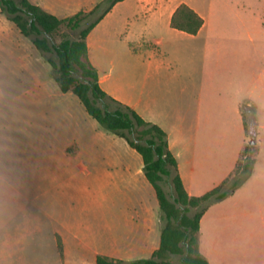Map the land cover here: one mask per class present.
<instances>
[{
    "label": "rangeland",
    "instance_id": "obj_1",
    "mask_svg": "<svg viewBox=\"0 0 264 264\" xmlns=\"http://www.w3.org/2000/svg\"><path fill=\"white\" fill-rule=\"evenodd\" d=\"M29 1L59 18L79 8H98L75 31L62 25L51 35L30 38L21 36L0 12V264H95L98 255L122 261L150 258L162 226L155 215V232L144 245L131 232L148 223L145 208L161 213L142 172L141 156L90 117L77 96L59 90L47 61H57L55 52L31 46L34 38L45 39L50 46L76 39L103 14L106 4L102 0L92 7H76L70 5L72 0ZM194 1L205 16L213 4L207 28L262 31L260 45L257 40L261 52L248 55L242 72L245 85L254 89V72L264 67V0ZM126 5L111 9L91 31V61L111 97L147 120L151 117L141 94L146 55L141 39L131 35L133 22L126 17ZM25 45L31 49L25 50ZM240 108L253 123L246 139L250 170L238 178L234 195L220 204L237 221L228 234L240 236L231 246L209 243L215 219L211 208L200 241L197 238L198 253L212 258L211 264H264V127H260L264 109L258 116L248 100ZM78 164L85 170L78 172ZM162 187L171 199L169 182ZM238 216L246 220L239 224ZM57 232L66 239L68 262L63 260L62 245H57ZM172 262L180 264L179 256Z\"/></svg>",
    "mask_w": 264,
    "mask_h": 264
},
{
    "label": "crops",
    "instance_id": "obj_2",
    "mask_svg": "<svg viewBox=\"0 0 264 264\" xmlns=\"http://www.w3.org/2000/svg\"><path fill=\"white\" fill-rule=\"evenodd\" d=\"M98 1L102 0H72L70 5L92 7ZM119 4H127L126 17L133 22L131 35L141 39L142 52L146 55L141 88L144 109L151 117L146 121L158 125L166 132L168 148L177 161V172L186 193L194 197L202 196L232 174L241 153L249 145L240 108L242 101H250L258 116L264 109V67L260 66L258 73L251 70L256 76L254 89L245 85V76L242 74L247 68L248 55L261 52L258 46L262 31L207 28L213 12L212 2L207 16L194 0H123L113 8ZM181 4L188 6L203 19L201 28L194 35L170 26L173 13ZM91 10L79 8L77 12ZM91 31L86 37V45L88 60L95 68L91 61ZM31 46L34 45L31 43ZM29 49L30 45H25V50ZM138 49L139 46L133 47V53ZM98 83L103 91L113 96L102 87L103 80L99 75ZM260 127H264V124ZM252 135H255L254 131ZM84 168L83 164L77 165L78 172ZM222 202L212 203L202 215L197 233L199 241L202 224L211 208H214L211 216H215V219L211 220L209 229L212 233L207 237L211 239L209 243L231 246L239 241L240 234L236 237L228 234L230 228L237 225V221H234V215H228L230 209L227 211L226 205H220ZM145 212L149 218L148 223L142 230L139 227L131 229L134 238L142 239L139 240L142 245L155 232L152 228L154 215L159 227L161 224V213L155 214L150 207L145 208ZM238 220L239 224L243 223L246 216H238ZM247 225L252 226L251 223ZM160 234L157 246L151 249V255L159 246ZM55 236L56 241L59 240L62 245L63 260L68 262L66 239L59 232ZM204 255L208 264H211L212 258ZM258 257H255V262Z\"/></svg>",
    "mask_w": 264,
    "mask_h": 264
},
{
    "label": "trees",
    "instance_id": "obj_3",
    "mask_svg": "<svg viewBox=\"0 0 264 264\" xmlns=\"http://www.w3.org/2000/svg\"><path fill=\"white\" fill-rule=\"evenodd\" d=\"M121 1L103 0L102 3L106 4L103 14L81 29L76 39H64L52 46L45 39L32 40L41 52H55L57 61L50 58L47 61L60 91L72 92L77 96L90 117L106 131L123 138L141 156L144 176L158 200L162 224L160 243L151 257L122 261L98 255L95 264H173V256H179L180 264H208L197 251L200 219L210 204L232 194L239 185L238 178L250 170V159L246 157L248 147L241 153L232 174L220 185L198 197L186 193L177 172V161L168 148L166 132L103 91L98 83L97 71L88 60L86 37L103 16ZM97 8L58 18L29 0H0V12L22 36L28 38L38 34L51 35L62 25L75 31ZM202 24L203 19L184 4L177 7L170 21L172 28L191 35L196 34ZM247 117L246 112L242 111L246 133L253 125ZM166 181L173 190L171 199L167 198L162 187ZM57 245L61 247L59 240Z\"/></svg>",
    "mask_w": 264,
    "mask_h": 264
},
{
    "label": "water",
    "instance_id": "obj_4",
    "mask_svg": "<svg viewBox=\"0 0 264 264\" xmlns=\"http://www.w3.org/2000/svg\"><path fill=\"white\" fill-rule=\"evenodd\" d=\"M254 143V141H251V144H253Z\"/></svg>",
    "mask_w": 264,
    "mask_h": 264
}]
</instances>
